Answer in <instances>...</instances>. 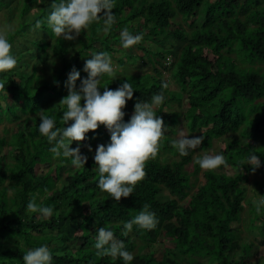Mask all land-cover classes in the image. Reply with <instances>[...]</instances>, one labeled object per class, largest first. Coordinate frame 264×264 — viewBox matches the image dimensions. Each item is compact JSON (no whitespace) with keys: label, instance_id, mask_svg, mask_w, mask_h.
<instances>
[{"label":"trees","instance_id":"16d2710c","mask_svg":"<svg viewBox=\"0 0 264 264\" xmlns=\"http://www.w3.org/2000/svg\"><path fill=\"white\" fill-rule=\"evenodd\" d=\"M50 3L24 0L19 25L6 33L11 44L15 39L28 44L12 46L17 62L33 57L35 63L17 82L11 70L0 73L7 93L0 92V123L14 125L0 137V264H24L25 251L42 244L51 250L52 264H124L119 257L95 255L96 230L105 225L132 253L131 264H249L255 241L264 244V206L257 212L244 187L249 176L264 175V0H115L116 22L110 31H102V21L93 23L75 41L55 37L46 25L32 28ZM3 5L0 0V8ZM176 17L190 30L186 40L173 25ZM124 28L141 34L142 40L122 48L119 34ZM171 38L185 42L174 61L164 49ZM144 43L155 49L141 46ZM96 44L111 59H116V53L125 56L124 61L118 59L120 66L139 59L138 54L132 55L131 48H136L150 66V72L140 75L116 72V79H102V86L113 90L125 80L132 85L133 99L122 109L125 122L138 100L150 103L157 93L165 97L155 108L169 126L163 144L157 156L145 163V177L133 194L119 202L97 187L93 156L96 147L110 139L103 125L86 133L80 152L87 160L84 167L75 169L67 159L53 158L50 145L39 134V119L34 118L38 110H44L56 118L58 127L64 126L58 103L68 94V73L75 68L80 78L87 77L84 61ZM173 89L176 97H170ZM173 105L184 108L178 114L188 133L203 137L199 149L228 139L219 150L226 162L220 168L233 169L232 175L204 170L202 184L195 188L201 168L196 163L192 172L186 170L193 164L195 149L181 157L172 146ZM250 151L261 162L255 171L243 165ZM168 154L177 159L165 163ZM252 185L264 196L263 181ZM33 199L38 205L51 206L53 215L43 219L29 213L26 205ZM144 205L155 213L156 227L148 231L133 225L124 235L123 224ZM246 205L253 216L246 232L254 233L255 240L242 239L239 225L232 226L240 224ZM56 243L61 249L54 247ZM158 243L164 245L161 255L141 252Z\"/></svg>","mask_w":264,"mask_h":264},{"label":"clouds","instance_id":"9594fccd","mask_svg":"<svg viewBox=\"0 0 264 264\" xmlns=\"http://www.w3.org/2000/svg\"><path fill=\"white\" fill-rule=\"evenodd\" d=\"M37 3H45V0H37ZM114 4L115 0H51L49 10L34 21L32 28L39 30L46 25L55 37L75 41L81 32H86L93 23L102 21V31L108 33L116 22L112 13ZM119 35L120 45L124 49L137 45L142 40L141 34H132L128 28L122 29ZM11 48L5 31L0 30V73H7L17 65ZM165 61L166 65L170 64L169 57ZM83 71L87 73L86 78H80V72L75 68L68 73L65 82L68 94L58 103L63 109V127H58L56 118L45 115L44 110H38L34 118L39 119V134L50 145L48 150L53 158L67 159L75 169L84 167L87 157L81 154L79 143L75 148L70 145L73 141L85 140L86 133L103 125L110 139L107 144L98 145L93 156L99 174L97 187L119 202L121 197L128 198L133 194L137 183L145 177V163L157 156L163 144L169 126L164 123L162 117L156 115L155 108L164 102L165 97L157 93L152 96L150 103L138 100L134 104L133 114L125 122V112L122 109L126 101L133 99L134 89L127 80L114 90L102 86L105 76L116 79L110 54L106 51H91L90 58L84 61ZM78 79L79 87L76 86ZM101 88L103 92L100 91ZM0 92L7 96L2 84ZM202 140V136L190 138L181 132L180 138L172 141V146L183 157L199 148ZM195 162L204 170H215L226 163L222 154H204ZM243 165H249L255 171L261 162L256 153L250 151ZM253 203L259 212L264 206V196L260 195V199ZM26 209L29 213H38L43 219L53 215L51 206L38 205L34 199L27 203ZM157 223L155 213L144 205L142 211L123 224V234L131 231L133 225L150 231ZM93 247L98 258L106 255L119 257L124 264H131L134 259L132 253L125 249L123 241H117L107 225L96 230ZM22 260L24 264H52V252L47 245L42 244L27 249Z\"/></svg>","mask_w":264,"mask_h":264},{"label":"rangeland","instance_id":"374dc122","mask_svg":"<svg viewBox=\"0 0 264 264\" xmlns=\"http://www.w3.org/2000/svg\"><path fill=\"white\" fill-rule=\"evenodd\" d=\"M140 2L141 0H135V2ZM146 1H151V0H146ZM2 2H4V5L2 8H0V30L5 31V33L8 32V30H10L11 28H17V26L20 23V18H19V12H20V7L21 5L24 3V0H2ZM31 13H36V11L32 10ZM173 25L174 26H178L177 30L183 35L184 40L188 39L190 30L188 29V27L183 24L180 20L179 17H176V19L173 21ZM33 36V35H31ZM34 38V37H32ZM14 44V45H13ZM13 44H11L12 46H14L15 48H18L22 45V48L27 46L28 44L25 43V41L19 40V39H15ZM149 44L144 43L141 44V46L146 47L148 49L153 48L155 49V47H149ZM185 45V42H177L174 41L172 38L168 40V43L164 44V49L168 50V53H170V55L167 56H171L172 60L174 61L177 57V55L180 52V49ZM132 51V55L136 56V54H138L140 57L139 59L136 60V62L134 64H130L127 62H124L123 66L118 65L117 61L118 59H122L124 61V57H122L119 53L115 54V58L116 59H112L114 68H115V72H120L121 74H143V72H150V66L146 63L147 59L146 56L142 54V52L136 50V48H131ZM91 51H95V52H99V47L98 44L94 45L92 48H90L88 50V52L91 53ZM35 52V51H33ZM39 51H36L35 53L38 54ZM142 56V57H141ZM165 56V57H167ZM16 59L19 58L17 56H15ZM168 58V57H167ZM35 63L34 58H30V57H26L23 61H21V64L17 62V65L15 66V68L13 70H11V73H16V78H14V80L17 82L18 78L23 74V73H29L31 68L33 67V64ZM42 65L38 66V69H41ZM13 76V75H12ZM169 82L173 83L174 80L173 79H168ZM174 90V89H173ZM171 91V95L170 97H176V92ZM174 95V96H173ZM54 106L56 107V103H54ZM172 110H174V115L171 118L170 122H171V130L174 132V135L171 136L172 140H177L180 138V133L182 132L185 136H190L191 137H195L192 136L188 133V130L186 128V126L184 125V123H182V116L180 114H178V111L180 112H184V108L183 111L178 110L176 105L172 106ZM14 127V125L12 123H0V137H2L4 135V131L6 129H10ZM10 132V131H9ZM11 133L8 134V136ZM74 143H81L80 142H76L73 141ZM228 142V139L225 140H220V141H215L213 143V145L208 148V149H195V155L193 157V164H190L189 166L186 167V170L190 173L193 171L194 169V165H196V160L197 158H199L200 156L204 155V154H210V155H215V154H220L219 150L220 148L224 147L225 144ZM77 146V144L75 145V147ZM81 146V145H80ZM164 158H166L165 163H170L172 160L177 159V157L172 156V154H168L166 156H164ZM204 171V169H200L199 174L197 175V182L195 185V188L199 187L202 184V179H201V174ZM215 172L218 173H222V172H226V174L228 175H232L234 170L230 169V168H220L218 167L217 169H215ZM257 181H263L264 182V175H255V176H249L247 183L244 185L245 190H246V198L250 199L251 202L256 201L258 199H260L259 193L256 191V189L253 187V182H257ZM194 182V183H195ZM60 185H62V182L59 183ZM195 188L193 189V191H195ZM255 190V191H254ZM164 196L167 197L166 193H164ZM250 211V207H247V205L245 206L244 212L241 215V220H240V224L234 223L232 226L233 227H237L238 225V230L240 231V236L242 239L247 238L250 240H255V235L252 232H246V227L248 226L249 220L252 219V215H250L249 213ZM256 243H254V248L252 250V256L251 258H249L248 263L249 264H256L259 261H263L264 260V244L259 243V241H255ZM64 246V245H63ZM54 247L56 249H61V245L59 243H56L54 245ZM163 248L164 245L162 243H158L156 245H153L152 247L141 251L142 253L144 252V254H156V255H161V253L163 252Z\"/></svg>","mask_w":264,"mask_h":264}]
</instances>
